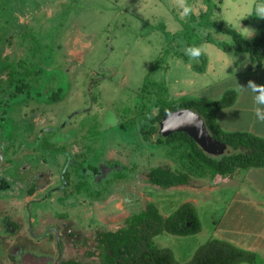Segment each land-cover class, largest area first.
<instances>
[{
  "label": "rangeland",
  "instance_id": "rangeland-1",
  "mask_svg": "<svg viewBox=\"0 0 264 264\" xmlns=\"http://www.w3.org/2000/svg\"><path fill=\"white\" fill-rule=\"evenodd\" d=\"M260 2L221 0L220 11L212 18L242 35L244 30L254 32L256 24H243L242 19ZM185 4L196 14L206 8L204 0H0V88L9 83L13 68L36 98L9 104L2 131L5 146L12 149L23 142L30 146L43 129L54 142L49 147L65 151L43 154L25 146L13 165L0 172V179L8 182L0 189V264H21L23 255L24 264H34L30 254L106 264L97 233L123 227L149 202L168 215L184 202L202 200L196 204L200 232L186 236L162 232L154 237L157 246L170 247L178 261L186 262L200 244L216 236L213 218L216 225L221 218L224 221L227 212L220 215L230 194H237L247 181L260 184L264 169L251 168L250 173L243 170L229 177L191 174L187 186L171 192L155 186L147 178L150 169L186 170L183 149L144 146L135 129L122 123V108L132 106L161 50L163 35L157 22L163 20L171 32L182 29ZM207 31L217 41L232 44L229 35L214 27ZM198 48L207 58L204 72L169 55L167 68L153 72L152 78L165 80L173 97L212 100L236 89L235 103L219 114L220 127L264 137V120L257 117L264 105L256 102L260 93L248 86L250 81L264 85V66L249 73V55L235 47L226 53L202 41ZM56 87L63 88L62 99L53 102L47 95ZM71 157L99 166L100 173L89 172L92 182L122 167L125 179L110 183L99 197L78 194L79 177L68 161ZM30 189L34 191L29 193ZM51 260L46 258V263Z\"/></svg>",
  "mask_w": 264,
  "mask_h": 264
},
{
  "label": "trees",
  "instance_id": "trees-1",
  "mask_svg": "<svg viewBox=\"0 0 264 264\" xmlns=\"http://www.w3.org/2000/svg\"><path fill=\"white\" fill-rule=\"evenodd\" d=\"M206 8L192 12L182 20V29L171 32L166 29L163 20H159L156 29L163 35L161 50L144 77L142 84L133 100V104L122 108V123L128 129H135V136L140 143L149 148L174 147L183 149L185 158L189 163L186 170H174L169 167L157 166L147 173L148 181L160 188L166 189L177 185H188L191 174L208 173L211 178L217 176L229 177L239 171L251 168H264V137L248 131L224 130L217 121L218 113L232 106L237 99V90L227 89L220 98L203 100L189 95L173 97L165 80L157 81L152 73L167 68L166 59L169 55L182 58L188 62L193 70L202 73L206 70L207 58L201 52L199 57L193 58L186 54L190 47L198 48L204 41L212 43L226 53H231L235 47L237 52L247 53L250 57L248 72L260 69L264 61V18L256 16L253 11L247 18L242 19L243 24L255 23L256 28L250 38H244L237 29L214 20L212 15L220 11L221 0H204ZM214 27L219 32L229 35L232 44L217 41L208 28ZM204 30H206L204 32ZM165 64V65H164ZM238 62L234 66L238 67ZM9 79V89L15 87L9 94L10 98L17 97L28 90V83L16 77L17 72L12 68ZM12 88V89H11ZM4 88L3 91H5ZM63 88L58 87L48 96L52 101L61 99ZM8 106L7 103L0 105ZM180 108H188L197 112L203 119L210 134L227 145V152L220 156L205 153L197 143L185 132H173L167 136L159 133L158 122L168 112ZM7 108L0 114V134L6 121ZM48 130V129H47ZM43 129L36 136L32 148L40 152L52 154L63 151L62 148H51L54 142L50 136L44 135ZM91 133H94L93 130ZM0 137V172L8 165H12L14 158L24 148L19 144L13 148L10 156L5 157L1 151L5 150ZM74 164V163H73ZM79 181L75 185L78 194L85 192L88 197H99L106 187L114 180L125 178L122 167L119 171L110 173L99 182H92L90 173H99L94 163L74 164ZM65 171L66 181L69 177ZM2 183L8 182L2 179ZM98 184L97 186H95ZM101 186V188H100ZM34 190L30 189L29 193ZM202 223L195 205L191 202L180 204L172 213L163 215L153 202L145 205L140 212L133 213L126 220V226L114 232H102L104 237L103 255L106 264H258V255L250 250L240 248L233 243L211 237L199 245L193 256L186 262L178 261L170 247H159L154 243V237L162 232L172 235L186 236L200 232ZM112 250V254L108 250ZM75 264V263H73Z\"/></svg>",
  "mask_w": 264,
  "mask_h": 264
},
{
  "label": "crops",
  "instance_id": "crops-1",
  "mask_svg": "<svg viewBox=\"0 0 264 264\" xmlns=\"http://www.w3.org/2000/svg\"><path fill=\"white\" fill-rule=\"evenodd\" d=\"M263 66L264 61L261 68ZM263 108H259V113L264 114ZM224 109H222L217 115L218 123L219 114ZM255 169L261 171L264 168ZM251 171L253 170L249 169L245 172L250 173ZM261 173L264 175V170H262ZM261 180L262 181H259L260 184L257 183L256 185L254 182L251 181H247L248 183L246 182V184L242 183V188L239 192H236L237 194H230V198H228L227 200V209L225 208V211L222 212L220 215L223 216V213L225 214L227 212L226 218L222 223L221 218L219 220V225H216V220L213 218V223L215 226L213 233H215L216 236H211L227 240L240 248L255 252L259 258L258 264H264V178H262ZM184 186L187 185H177L166 189L168 191L170 190L171 192L174 188L180 189V187ZM201 201H197L196 204H202L203 202ZM195 207L197 209V205ZM228 220H235L236 222L228 223Z\"/></svg>",
  "mask_w": 264,
  "mask_h": 264
},
{
  "label": "water",
  "instance_id": "water-1",
  "mask_svg": "<svg viewBox=\"0 0 264 264\" xmlns=\"http://www.w3.org/2000/svg\"><path fill=\"white\" fill-rule=\"evenodd\" d=\"M158 127L163 136L178 131L185 132L209 155L220 156L227 152V145L213 137L202 117L191 109L180 108L168 112L159 120Z\"/></svg>",
  "mask_w": 264,
  "mask_h": 264
},
{
  "label": "flooded vegetation",
  "instance_id": "flooded-vegetation-1",
  "mask_svg": "<svg viewBox=\"0 0 264 264\" xmlns=\"http://www.w3.org/2000/svg\"><path fill=\"white\" fill-rule=\"evenodd\" d=\"M18 78H20V77H18ZM22 80H24L23 78H21ZM25 81V80H24ZM26 82V81H25ZM28 83V82H27ZM28 85H29V87H28V90L27 91H25V92H23L22 94H20V95H18L17 97H14V98H10V93L12 92V90L15 88V87H12L11 89L12 90H10L9 89V86H8V84L7 85H5V86H1V88H0V102L1 103H4V104H6L7 103V105L9 106V104L11 103V101L13 100V101H20V102H29L30 100H32V99H36L35 97H33L32 95H31V93H30V88H31V86H30V84L28 83ZM4 88H6V90L5 91H3L4 90ZM58 87H56V88H54V89H52L51 91H50V93L47 95V97L48 96H50L51 95V92H53L54 90H56ZM38 96H40V93H38L37 94ZM61 99H62V96H61ZM60 99V100H61ZM60 100H58V101H60ZM52 101V100H51ZM53 102H57V101H53ZM8 106H4V105H0V108H3L1 111H0V114H1V112L3 111V110H5L6 108H8ZM7 115H8V112H7V114H6V119H7ZM6 122V121H5ZM4 122V123H5ZM3 128H4V124H3V127H2V129H1V135H0V137H1V140H2V144H3V146L4 147H7L4 151L2 150L1 152V154L3 155V156H5V157H8V156H10L11 155V153H12V150H13V148L11 149V148H9L8 146H5V139L2 137V131H3ZM39 134V133H38ZM37 134V135H38ZM36 135V136H37ZM36 138V137H35ZM35 138L33 139V141L31 142V144H30V146H26V144H25V142H23V144H24V147L26 146V148H29V149H32L33 151H39L38 149H35V148H32V146H33V144H34V141H35ZM50 139H51V137H50ZM21 144V143H20ZM21 152H23V150H21L20 151V153ZM40 152V151H39ZM60 152H64L65 153V151L63 150V151H57V152H54V153H60ZM19 153V154H20ZM19 154H17V155H19ZM66 154H68L67 152H66ZM69 155V154H68ZM71 156V155H70ZM68 161H70V162H72V163H74V164H81V163H83V162H81V163H79V162H77V161H75V160H73L72 159V157L71 158H69V160ZM14 163V162H13ZM87 163V162H86ZM13 165V164H12ZM96 166H98L97 164H95ZM10 165H8L7 167H9ZM98 168H99V166H98ZM99 173H100V168H99ZM111 172H108L107 173V175H105V177L107 178V177H109ZM105 177H104V179H105ZM102 180H103V178H101ZM100 179V180H101ZM122 179H125V178H122ZM122 179H118V180H122ZM1 180V182H0V189L1 190H3L7 185H5V184H3L2 183V179H0ZM101 180V181H102ZM114 181H116V180H114ZM113 181V182H114ZM99 182V181H98ZM112 183V182H111ZM100 188H101V186H100ZM133 215V214H132ZM131 215V216H132ZM130 216V217H131ZM126 226V223L124 224V226L123 227H121V228H119V229H117V230H114V231H118V230H120V229H122V228H124ZM114 231H110V232H114ZM102 232H108V231H100L99 233H97V235H96V240H97V243H98V247H101L102 249H104V244H105V241H104V237H103V235H102ZM103 251V250H102ZM108 253L109 254H112V250H108ZM22 258V260H21V264H24V255L21 257ZM30 258H31V261L34 263V264H40V263H42V262H44L45 264H47L46 263V258H47V260H51V258L49 257H47L46 255H41V256H39V257H34L33 255H31L30 254ZM52 260H53V262H52ZM51 260V262H52V264H73V263H75V264H81V263H79L77 260H74V259H64V260H62L61 259V256H60V254H58V256L55 258V259H52ZM31 262V263H32ZM29 262H27V264H28ZM43 263V264H44Z\"/></svg>",
  "mask_w": 264,
  "mask_h": 264
},
{
  "label": "clouds",
  "instance_id": "clouds-1",
  "mask_svg": "<svg viewBox=\"0 0 264 264\" xmlns=\"http://www.w3.org/2000/svg\"><path fill=\"white\" fill-rule=\"evenodd\" d=\"M254 11L257 17L264 18V0H261V2L255 6ZM191 13H192V8L185 4L182 9V15L184 17H187ZM237 19H239V17H237ZM252 35L253 32L244 30V38H250ZM186 54L193 58H196L200 56L201 50L199 48L190 47L186 49ZM248 86H251L254 92L260 93L259 95L256 96V102L258 104L264 105V85H257L256 83L250 81ZM257 116L259 119L264 120V114L258 112Z\"/></svg>",
  "mask_w": 264,
  "mask_h": 264
}]
</instances>
